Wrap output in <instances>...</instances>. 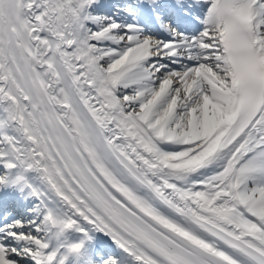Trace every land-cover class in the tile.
<instances>
[{
	"label": "snow or ice",
	"instance_id": "snow-or-ice-1",
	"mask_svg": "<svg viewBox=\"0 0 264 264\" xmlns=\"http://www.w3.org/2000/svg\"><path fill=\"white\" fill-rule=\"evenodd\" d=\"M0 184V264H264V0H0Z\"/></svg>",
	"mask_w": 264,
	"mask_h": 264
},
{
	"label": "bare ground",
	"instance_id": "bare-ground-1",
	"mask_svg": "<svg viewBox=\"0 0 264 264\" xmlns=\"http://www.w3.org/2000/svg\"><path fill=\"white\" fill-rule=\"evenodd\" d=\"M13 175H15V172L13 173ZM25 175V178L28 179L31 184L33 186L37 185L36 181L39 183V180H38V174L33 172V171H26L24 173ZM36 180V181H35ZM28 181V182H29ZM11 186V185H10ZM13 188V194L14 195H17V192H20L23 190V193L24 195L19 197V201L18 202V206L19 205H22V204H26L28 203L32 198H31V195H30V190L27 189V188H24L22 187L21 185H15V186H12ZM12 193H8V189L7 187L3 190H1L0 188V207H3V204H5V202L7 201V199L9 198V196L11 195ZM34 202H35V199H34ZM12 207V205H10ZM9 208L13 215H16L18 218L20 219H25L26 217H28L27 214H23L22 212H19L18 208ZM73 235H75L77 238H78V241H75L73 239ZM87 239L84 238L83 234L80 233V232H77L76 230L74 229H68L66 230L64 233L61 234V236L57 239H51L50 240V244L52 246H56L57 244H61V245H71V244H74V243H80L81 241L83 242L82 245H84L85 243L87 242H90V241H95V246H102L103 243H108L110 245V241L109 239L105 236V234L103 233H100V232H96V231H92V230H88L87 232ZM61 251L64 252L66 251V247L65 248H61ZM71 254H69L68 256H70ZM82 255V251L80 250L79 251V255H72L71 258H67L66 259V264H77L79 259L78 257ZM67 256V257H68ZM127 264H134V262L129 258L128 261H127Z\"/></svg>",
	"mask_w": 264,
	"mask_h": 264
}]
</instances>
